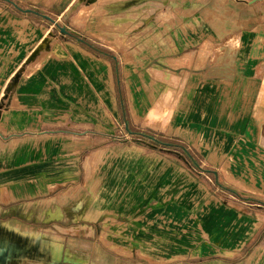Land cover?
I'll use <instances>...</instances> for the list:
<instances>
[{
    "label": "rangeland",
    "instance_id": "1",
    "mask_svg": "<svg viewBox=\"0 0 264 264\" xmlns=\"http://www.w3.org/2000/svg\"><path fill=\"white\" fill-rule=\"evenodd\" d=\"M0 5L19 14L10 1ZM57 16L46 23L26 16L48 29L35 50L55 38L63 50L94 57L83 75L99 85H91L96 101L84 109L90 124H81L74 109L67 117L55 114V127H28V135L53 131L51 145L59 150L54 169H46V191L31 186L30 224L34 235L47 236L45 259L203 264L196 246L204 241L203 213L230 205L264 208V109L257 83L236 81L233 58L234 51L249 53L255 28L264 27V0H73ZM0 25L7 39L20 27L12 17ZM207 55L216 74L232 81L215 118L199 85ZM28 62L18 70L8 64L6 89H14ZM6 89L0 110L10 99ZM215 254L208 264L241 262Z\"/></svg>",
    "mask_w": 264,
    "mask_h": 264
},
{
    "label": "crops",
    "instance_id": "2",
    "mask_svg": "<svg viewBox=\"0 0 264 264\" xmlns=\"http://www.w3.org/2000/svg\"><path fill=\"white\" fill-rule=\"evenodd\" d=\"M6 1L12 2L14 8L17 5L23 9L18 7L19 14H16L0 5V24L7 17H12V23L20 26L11 28L13 37L7 39L6 28H1L0 25V98L9 81L6 68L8 64L15 63L18 70L24 61L29 62L25 69L22 68V73L17 72L14 89H6V95L10 99L0 110V264H35L34 257H37L38 264H51L50 259H45V256H49L48 250L43 248L47 240L46 234L34 235L30 224V210L33 206L31 192L34 190L32 187L46 191V169H54L52 161L59 150L58 146L51 145L56 136L53 131L28 135V127L34 128L33 130H36V124L55 127L57 123L54 120L58 119L55 114L64 111L61 114L67 117L74 109L75 114L82 117L81 124H90V116L84 109H88L90 102L95 103L93 91L99 83L97 79L89 81L83 75V70H86L84 68L89 66L94 57H87L86 53L78 49L64 47L66 50H63L55 38L50 40V45L45 43L38 51L35 50L44 40L48 29L35 21L30 23L26 16L31 15L35 20L40 16L46 23L47 18L52 20L57 15H62L70 8L73 0H59L55 11L52 6L57 0ZM253 37L249 53L241 55L240 50L238 55H235V51L233 53V58H238L235 68L240 73L236 81L241 84L257 83L256 97L259 107L264 109V27L255 28ZM209 47L207 44L206 48ZM23 50H28V53L19 57ZM207 57L206 74L199 85L204 92L201 100L209 103V116L215 118L217 102L223 99L222 91H226L227 85L232 81L223 79L222 75L218 76L216 67H210L209 56ZM205 61L196 64L198 70L205 68ZM249 64L254 65L253 69ZM235 68L230 66L232 71ZM250 69L253 71L251 75ZM218 77H222L221 80L218 81ZM218 85L222 89L219 90ZM2 128L12 133L5 136ZM29 140L36 145L42 144L37 149L29 148ZM31 160L34 161L33 164H30ZM33 177L39 181L38 184L35 180L31 181ZM8 209H13V214L1 216ZM201 219V237L204 241L196 246L198 255L204 256L203 264H208L210 255L215 253L220 260L224 257L239 258L240 264H264V208H260V204L220 206L203 213Z\"/></svg>",
    "mask_w": 264,
    "mask_h": 264
},
{
    "label": "water",
    "instance_id": "3",
    "mask_svg": "<svg viewBox=\"0 0 264 264\" xmlns=\"http://www.w3.org/2000/svg\"><path fill=\"white\" fill-rule=\"evenodd\" d=\"M61 31L64 32L63 29H61Z\"/></svg>",
    "mask_w": 264,
    "mask_h": 264
}]
</instances>
